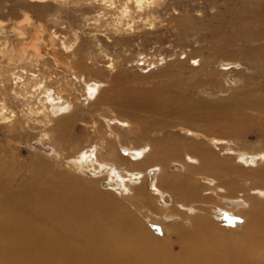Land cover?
Instances as JSON below:
<instances>
[{"label":"bare ground","instance_id":"obj_1","mask_svg":"<svg viewBox=\"0 0 264 264\" xmlns=\"http://www.w3.org/2000/svg\"><path fill=\"white\" fill-rule=\"evenodd\" d=\"M163 1L27 0L29 6L40 8H94L91 18L87 16L95 25L90 35L91 60L79 53L78 30H74V40L70 41L67 34L46 28L26 13L13 23L11 31L16 38L11 40L0 20V123L13 134H29L31 125L40 127L38 133L43 140L54 145L60 142L54 154L59 158V147L65 149L73 139L72 125L88 111L86 102L111 100L102 95L106 82L91 78L98 71L91 64L107 60L105 67L114 70V58L106 47L134 42L136 23L154 28V12ZM108 19L109 27L100 29L102 21ZM219 20L223 22L222 30L231 32V40L264 39V0H248L243 8H231ZM256 50L260 55L256 61L264 67V42ZM36 63L35 73L32 67ZM59 70L64 76H59ZM64 78L69 87L74 86L75 79L83 83V100L70 94V88L58 85ZM11 94L21 101V116L8 101ZM103 120L108 129L102 131L94 122L91 148L74 147L65 161L78 173L90 171L95 176L105 171L98 177L104 191L60 173L67 193L56 195L41 189L36 180L13 196L0 173V190L5 193L7 189L0 202V264H264V144L243 146L216 138L214 146L225 156L216 155L215 169L211 164L215 158L204 142L178 145L175 140L159 139L136 143L131 133L126 136L113 129L110 119ZM117 122L121 127L131 126L127 121ZM57 131L55 137L52 133ZM187 132L190 136L201 135ZM177 160L182 161V171ZM210 173L215 176L213 182L202 177ZM187 181L191 187H186ZM110 189L128 197L119 200L108 192ZM167 193L173 198L171 216L181 221L170 228L178 237L177 251L161 241L127 203L128 199L138 205L146 203L149 218L154 220L165 212L159 205L165 206ZM228 198L243 201L244 209L236 212L247 218V235L241 245L223 239L222 222L216 219L224 213Z\"/></svg>","mask_w":264,"mask_h":264},{"label":"rangeland","instance_id":"obj_2","mask_svg":"<svg viewBox=\"0 0 264 264\" xmlns=\"http://www.w3.org/2000/svg\"><path fill=\"white\" fill-rule=\"evenodd\" d=\"M247 1L164 0L163 6L154 12L156 15L154 28L148 29L136 23V32L138 31L140 35L135 33L134 42L107 46L109 55L114 58L115 68L114 70L106 68L107 60L98 61L104 64L101 66V63L93 62L91 66L99 73H95L97 76L91 78L106 82V89L104 88V92L102 90L101 93L103 92L104 98L111 97V100L107 103L103 100L86 102L88 111L80 113L82 117L72 125L73 139L66 144L65 149L59 147L62 149L59 158L54 154L60 142L54 145V142L43 140L38 133L40 127L31 125L29 134H13L6 124L0 123V167L3 168L0 173L3 174L1 179L7 180L10 193L15 196V191L27 188L36 180L41 189L54 192L56 195L67 193L61 184L60 173L77 178L86 184L88 182L87 185L104 191L98 177L105 175V171H101V175L98 172L95 176L90 171L78 173L65 161V158L74 151V147L82 145L85 149L91 148L96 129L93 126L94 122L100 130L108 129L103 117L112 121L113 129L126 136L131 133L129 135L136 143L157 142L159 139L175 140V144L178 145L185 141L204 142L215 158V161L211 162L215 169L216 155L221 158L225 156L216 145L214 146L216 138L237 142L243 146L246 144L262 146L264 67L261 62L256 61L260 56L256 47L263 44L264 39L252 41L245 37H232L231 40L229 36L231 32L226 27V30H222L223 22L219 20L231 8H243ZM26 13L30 14L34 21L44 23L46 28L67 34L70 41L74 40V30H78L81 37L79 53H85L87 59L91 60L88 54L92 49L90 35L91 31L95 30V25L88 17L91 18L94 8L59 5L40 8L29 6L27 0H0V20L4 22L11 40L16 38L11 31L13 23L22 19ZM136 19L138 20L137 17ZM110 21L103 20L100 29L108 28L107 24ZM180 22H188L190 25H180L178 24ZM63 26L66 28L63 29ZM254 29L257 31L259 28ZM221 61L233 64L223 65ZM37 64L32 67L35 73ZM59 72V76H62V71ZM60 83L58 85L64 89L70 88L68 89L70 94L73 92L79 99L81 98L80 100L85 97L82 93L83 83H80L79 79L73 80L72 87L66 84L65 78ZM8 90L11 92L10 88ZM9 97V103L17 107L18 115L21 116L18 111L22 108L21 101L12 94ZM117 120L127 121L131 126L121 127ZM188 130L200 132L201 135L190 136ZM57 133L58 131L52 134L55 136ZM177 164L182 171V161L177 160ZM156 174L157 172L154 179ZM202 177L210 178L209 180L213 182L215 176L210 173ZM190 184L187 181L186 187H191ZM6 190L5 188V193ZM108 192L119 200L128 197L127 194L122 196L115 190L110 189ZM210 192L211 190L206 191ZM5 193L0 190V202ZM165 197V206L159 205L165 214L163 213L164 216L160 214L161 216L154 220L149 218L150 212L147 211L149 207L146 203L138 205L130 199L127 203L130 210L147 222L150 230L158 235L161 241L170 245L173 251H177L178 237L176 233H171L170 228L181 221L180 218L171 216L173 200L171 194L167 193ZM237 202L238 200L234 198H228L225 202L226 211L224 210V213L219 215L220 218L216 219L222 222L220 226L224 228L223 239L231 244L241 245L247 235L245 232L247 218L236 213L244 209L241 204L243 201Z\"/></svg>","mask_w":264,"mask_h":264}]
</instances>
